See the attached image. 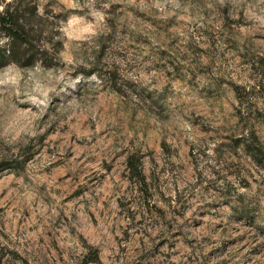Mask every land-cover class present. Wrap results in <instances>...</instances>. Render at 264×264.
I'll return each mask as SVG.
<instances>
[{
	"label": "rangeland",
	"instance_id": "374dc122",
	"mask_svg": "<svg viewBox=\"0 0 264 264\" xmlns=\"http://www.w3.org/2000/svg\"><path fill=\"white\" fill-rule=\"evenodd\" d=\"M31 2L42 53L0 66L25 74L0 104V264H264V0Z\"/></svg>",
	"mask_w": 264,
	"mask_h": 264
},
{
	"label": "trees",
	"instance_id": "16d2710c",
	"mask_svg": "<svg viewBox=\"0 0 264 264\" xmlns=\"http://www.w3.org/2000/svg\"><path fill=\"white\" fill-rule=\"evenodd\" d=\"M35 7L36 5L32 4L31 0L6 1L3 12H0V42H3L0 43V66L20 61V55L31 59L42 53L43 49L41 50V44L38 42L40 30L34 29L30 20V15L35 13ZM34 32L37 36H34ZM5 37L8 39L2 41ZM22 47L24 50L21 52ZM139 161L140 158L135 153H131L127 157V166L138 182L146 186L145 175Z\"/></svg>",
	"mask_w": 264,
	"mask_h": 264
},
{
	"label": "clouds",
	"instance_id": "9594fccd",
	"mask_svg": "<svg viewBox=\"0 0 264 264\" xmlns=\"http://www.w3.org/2000/svg\"><path fill=\"white\" fill-rule=\"evenodd\" d=\"M8 2H11V0H8ZM3 10H4V6L0 5V12H3ZM38 11L41 12L42 14V9H38ZM101 19H103V15L101 16ZM86 31L88 32V34L92 36L96 35V31L94 28H89ZM77 39L80 38L78 37ZM31 78H32L31 73H28L27 74L28 81H30ZM93 78H98L97 74L94 72L87 77V79L89 80ZM24 79H25V74L23 71H18L12 75L0 73V104H2L5 100V92L8 89V87L11 86L12 92L14 94L16 90V86L19 85L20 81ZM23 91H24V100H23L24 103L31 104L38 108H46L48 103L50 102V92L52 91L51 89L41 92L39 97L33 94L36 91L35 89H31V90L24 89Z\"/></svg>",
	"mask_w": 264,
	"mask_h": 264
}]
</instances>
